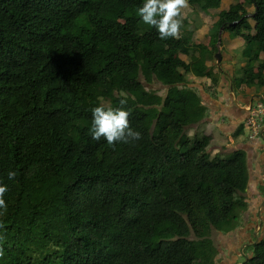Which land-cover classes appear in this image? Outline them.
Here are the masks:
<instances>
[{"label":"trees","instance_id":"1","mask_svg":"<svg viewBox=\"0 0 264 264\" xmlns=\"http://www.w3.org/2000/svg\"><path fill=\"white\" fill-rule=\"evenodd\" d=\"M220 1L189 4L208 10ZM143 3L0 0V182L8 186L0 264H217L208 237L235 230L246 155L212 154L210 135H187L205 118L180 71L191 40L160 39L136 14ZM220 27L264 64V0L220 12L213 36ZM101 103L128 111L141 138L92 139ZM249 245L251 254L228 264H264V230Z\"/></svg>","mask_w":264,"mask_h":264},{"label":"crops","instance_id":"2","mask_svg":"<svg viewBox=\"0 0 264 264\" xmlns=\"http://www.w3.org/2000/svg\"><path fill=\"white\" fill-rule=\"evenodd\" d=\"M243 1L221 0L217 8L208 10L192 7L188 2L182 9L181 36L190 38L191 43L189 51L178 56L188 65L187 69H180L181 73L200 94L205 107L204 120L193 130L212 137V154L242 150L246 155L248 182L245 191L240 193L246 203L243 223L232 232L220 233L226 242L234 245L241 233V245L248 246L252 242L250 229L254 228L256 238L264 230V127L259 137L250 139L244 122L248 116L247 107L264 101V64L247 59L243 37L225 27H220L216 36L212 33L219 13ZM247 11L249 32L253 33L254 5L247 6ZM263 58L264 53L260 52L259 61ZM224 249L219 247V254ZM229 252V258L234 259L236 255L231 249ZM216 260L217 264H222Z\"/></svg>","mask_w":264,"mask_h":264},{"label":"clouds","instance_id":"3","mask_svg":"<svg viewBox=\"0 0 264 264\" xmlns=\"http://www.w3.org/2000/svg\"><path fill=\"white\" fill-rule=\"evenodd\" d=\"M189 0H144L138 7L137 15L142 21L157 29L160 39H179L183 25L182 9L188 6ZM126 104L125 100L120 101ZM130 113L123 107H112L101 103L92 109V125L89 129L91 138L99 141L103 137L109 145L116 143H130L141 138L140 132L134 130L129 124ZM15 171H9L7 178L14 180ZM8 186L0 182V215L7 212V203L4 199ZM3 228V224H0ZM4 237L0 236V239ZM0 255L3 250L0 249Z\"/></svg>","mask_w":264,"mask_h":264},{"label":"rangeland","instance_id":"4","mask_svg":"<svg viewBox=\"0 0 264 264\" xmlns=\"http://www.w3.org/2000/svg\"><path fill=\"white\" fill-rule=\"evenodd\" d=\"M165 89L163 88V89H161L160 91H159V93L160 94H163V93H165ZM170 95H172V96H176V92H175V90L174 91H172L171 93H170ZM98 103V101L97 100H94L93 101V104L94 105H96ZM205 130V129H204ZM203 130V131H204ZM205 132V131H204ZM193 134H194V130L193 129H188L187 130V135H189L190 137H192L193 136ZM263 141V140H262ZM214 151L212 150V153H213ZM242 215H243V210H239V212H238V219H237V221H236V224L234 225V228H237V227H240L241 225H242ZM223 234H221L220 233V231H218V230H212V232H211V234H210V236L208 237L209 239H211V241L213 242V244H214V246H216V255H215V257H214V259H218V260H220L221 262H222V264H228L229 262H233V260L235 259L237 262H241V261H243L244 260V256H246V255H248V254H251L252 253V245H248V246H242L241 245V241H239V240H242L241 239V237H243L242 235H241V233L239 234V239L237 240V243L234 245V244H232V242L230 243L229 241L228 242H226V240L224 239L225 238V236L223 235ZM252 239V241L256 238V236H255V232H254V228H252V229H250V236H249V239ZM243 243V242H242ZM237 245H238V248H237ZM239 245H241V246H239ZM221 246H223L225 249H224V252L223 253H220L219 254V247L221 248ZM231 246V247H230ZM199 247H200V250H201V252L203 253V254H205L206 253V251H207V244L206 243H204V242H201L200 244H199ZM233 248V249H232ZM229 249H231L232 250V254H234V255H236L235 257H234V259L232 258V260L229 258L230 256H229ZM236 249V250H235ZM222 250V249H221ZM227 259H226V258ZM227 260V263H224L223 261L224 260Z\"/></svg>","mask_w":264,"mask_h":264},{"label":"built area","instance_id":"5","mask_svg":"<svg viewBox=\"0 0 264 264\" xmlns=\"http://www.w3.org/2000/svg\"><path fill=\"white\" fill-rule=\"evenodd\" d=\"M248 116L244 122L246 134L250 139L259 137L264 127V101L260 100L247 107Z\"/></svg>","mask_w":264,"mask_h":264},{"label":"water","instance_id":"6","mask_svg":"<svg viewBox=\"0 0 264 264\" xmlns=\"http://www.w3.org/2000/svg\"><path fill=\"white\" fill-rule=\"evenodd\" d=\"M219 56V55H218Z\"/></svg>","mask_w":264,"mask_h":264}]
</instances>
